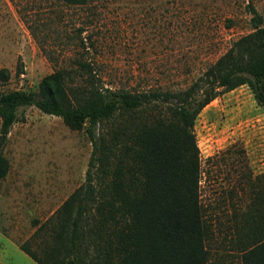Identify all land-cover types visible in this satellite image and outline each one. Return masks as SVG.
I'll list each match as a JSON object with an SVG mask.
<instances>
[{
    "label": "rangeland",
    "instance_id": "rangeland-1",
    "mask_svg": "<svg viewBox=\"0 0 264 264\" xmlns=\"http://www.w3.org/2000/svg\"><path fill=\"white\" fill-rule=\"evenodd\" d=\"M252 8L264 20V0H91L84 8L0 0V94L36 91L76 58L90 62L107 86L185 89L254 31ZM110 127L99 125L97 134ZM194 133L211 232L208 264H242L245 235L263 222L264 107L240 86L203 109ZM93 148L86 128L74 131L34 106L20 108L4 147L10 168L0 179V264H36L21 246L41 255L40 243L52 238L48 225L86 185ZM92 175L101 197L108 179L96 168Z\"/></svg>",
    "mask_w": 264,
    "mask_h": 264
},
{
    "label": "trees",
    "instance_id": "trees-1",
    "mask_svg": "<svg viewBox=\"0 0 264 264\" xmlns=\"http://www.w3.org/2000/svg\"><path fill=\"white\" fill-rule=\"evenodd\" d=\"M57 1L71 8L91 2ZM251 12L254 31L185 89L107 86L90 62L76 58L71 68L44 77L36 91L0 94V179L9 173L4 147L22 107L59 117L74 131L86 128L94 147L86 185L48 225L52 238L40 243L41 255L28 243L21 246L36 264L209 263L195 121L220 95L243 85L264 107V20L255 8ZM105 123L111 129L99 136ZM94 168L108 179L101 197L94 194ZM262 221L258 232L255 227L245 235L242 264H264V204Z\"/></svg>",
    "mask_w": 264,
    "mask_h": 264
}]
</instances>
